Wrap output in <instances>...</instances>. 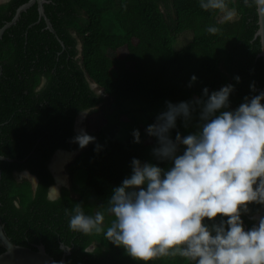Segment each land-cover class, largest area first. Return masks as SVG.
I'll return each mask as SVG.
<instances>
[{
  "label": "trees",
  "instance_id": "16d2710c",
  "mask_svg": "<svg viewBox=\"0 0 264 264\" xmlns=\"http://www.w3.org/2000/svg\"><path fill=\"white\" fill-rule=\"evenodd\" d=\"M27 1L0 3V29ZM227 3L221 12L201 8L199 0H49L44 8L55 32L39 18L37 3L4 31L0 217L13 243L33 249L43 244L56 261L64 255L62 246H68L65 264H143L103 233L71 231L65 209L81 203L88 213L104 210L101 205L112 188L131 173L132 158H151L154 138L145 135V128L166 101H187L200 96L205 86L211 91L233 83L230 103L235 108L245 96L256 94L250 89L253 82L262 91L257 8L244 0ZM228 11L230 20L225 18ZM210 26L218 30L209 33ZM184 34L190 38L178 47ZM193 74L198 79L189 87ZM85 108L92 109L87 132L102 145L99 152L94 143L81 149L72 141ZM137 128L142 143L133 142ZM178 130L187 134L191 129L178 122ZM58 149L77 154L67 167L70 187L50 199L55 181L49 163ZM23 171L38 178L35 189L30 179L20 178ZM105 216L107 226L112 217L106 211ZM243 219L246 227L252 226L249 215ZM4 251L0 241V254ZM150 264L186 261L162 257Z\"/></svg>",
  "mask_w": 264,
  "mask_h": 264
},
{
  "label": "clouds",
  "instance_id": "9594fccd",
  "mask_svg": "<svg viewBox=\"0 0 264 264\" xmlns=\"http://www.w3.org/2000/svg\"><path fill=\"white\" fill-rule=\"evenodd\" d=\"M244 3L264 9V0ZM199 5L221 12L228 8L227 0H199ZM225 18L230 20L232 12ZM197 79L193 74L188 86ZM234 79L239 83L241 77ZM250 89L256 94L235 108L230 103L233 83L211 91L205 86L187 101H166L145 128V135L154 138L151 158H132L131 173L112 188L104 210L88 213L81 203L65 209L69 229L103 233L143 264L177 256L186 264H264V91H257L254 82ZM91 110L82 109L81 116ZM178 122L191 130L182 133ZM132 136L134 143H142L140 129H133ZM72 141L81 149L90 143L94 151L102 149L84 129ZM61 151L72 152L58 149L55 155ZM54 186L50 190L59 197ZM105 211L112 217L107 226ZM244 215L253 219L251 227ZM84 251L94 253L90 246Z\"/></svg>",
  "mask_w": 264,
  "mask_h": 264
},
{
  "label": "water",
  "instance_id": "95a60500",
  "mask_svg": "<svg viewBox=\"0 0 264 264\" xmlns=\"http://www.w3.org/2000/svg\"><path fill=\"white\" fill-rule=\"evenodd\" d=\"M49 0H28L27 2L20 5L13 17V19L6 23L1 29H0V38L2 37L4 31L11 25L15 24L17 20L19 19L21 13L25 10H27L30 6L37 3L38 10H39V18L44 17L47 22V27L52 31L55 32V29L53 28L50 20L47 18L45 13L44 4L48 2ZM258 12V30L255 34L256 37L260 38L261 43V52L260 56L263 59L264 62V9L257 10ZM93 87H97L96 83H92ZM264 91V87L261 89ZM79 118H82L80 115ZM76 131L80 132L78 128H76ZM67 155H70L74 152H66ZM0 159H5L4 157L0 156ZM9 160L8 158H6ZM22 175L27 176L29 179L32 180L33 188H36V185L38 183V179L32 175L29 171H23ZM0 178H1V170H0ZM57 188V187H56ZM0 241L3 244L5 251L0 254V264H55L56 261L47 251L43 244L37 245L36 249L15 244L11 241L10 237L7 235L4 223L1 220L0 217ZM64 249V255L61 258L59 262H63L65 264L66 255L70 253V249L68 246H62Z\"/></svg>",
  "mask_w": 264,
  "mask_h": 264
},
{
  "label": "rangeland",
  "instance_id": "374dc122",
  "mask_svg": "<svg viewBox=\"0 0 264 264\" xmlns=\"http://www.w3.org/2000/svg\"><path fill=\"white\" fill-rule=\"evenodd\" d=\"M189 38H190V35H188V34H184V35H181L180 37H179V46L178 47H180L185 41H187V40H189ZM107 104V106L108 107H110V105H111V102L109 101L108 103H106ZM87 118H88V116H86V117H82V118H78V121H77V123H76V128H78L79 130H81V129H84V130H86L87 131V127H88V122H87ZM94 119V118H93ZM102 120V117H100V116H98V119H97V121L98 120ZM95 120V119H94ZM77 154V151L76 152H74V153H72V154H70V155H68V157H66V159H64L62 162L60 161V160H58V168L60 167V168H62V169H64V171H63V173H62V175H63V177L61 178L60 177V179L57 177V184H59V183H66V184H69V175H68V173H67V171L65 172V169H66V165L68 164V162H70L72 159H73V157L75 156ZM53 164L55 165V157L53 158ZM63 163H65L64 165H63ZM55 169H57V168H55ZM68 175V176H67ZM20 176V178H23V177H25L24 175H22V174H20L19 175ZM54 186V185H53ZM55 187H57L56 185H55Z\"/></svg>",
  "mask_w": 264,
  "mask_h": 264
},
{
  "label": "flooded vegetation",
  "instance_id": "af4514ba",
  "mask_svg": "<svg viewBox=\"0 0 264 264\" xmlns=\"http://www.w3.org/2000/svg\"><path fill=\"white\" fill-rule=\"evenodd\" d=\"M7 0H0V3H3V2H6ZM62 152V151H61ZM67 154V153H66ZM55 157V160H57V159H59L60 158V152L59 153H57L56 155H54L53 157H52V159H51V161H50V163H49V169L51 170V172H52V174H53V177H54V185H56L57 186V189L59 190V194H61L62 193V187H70V179H69V184H66V183H59V184H57V177H56V174L57 175H59L61 178L63 177V175H62V173H63V171H64V169H62V168H58V169H55L56 167H54V169L52 168V165H54L53 164V158ZM72 161V160H71ZM70 161V162H71ZM70 162H68V165H69V163ZM63 165H64V163H63ZM68 165H67V167H68ZM66 167V169H65V172L67 171L68 172V168ZM54 170H55V172H54ZM68 175H69V173H68ZM67 175V176H68ZM69 178V177H68ZM38 179V178H37ZM31 182H32V180H31ZM55 187V186H54ZM71 195L72 196H75V194L72 192L71 193ZM48 196H49V198H50V196L51 197H53V198H50V199H55V198H58L57 197V194H56V192H54V191H51L50 189H49V192H48Z\"/></svg>",
  "mask_w": 264,
  "mask_h": 264
},
{
  "label": "bare ground",
  "instance_id": "6f19581e",
  "mask_svg": "<svg viewBox=\"0 0 264 264\" xmlns=\"http://www.w3.org/2000/svg\"><path fill=\"white\" fill-rule=\"evenodd\" d=\"M66 157H68V155L66 153L60 152V158L55 161V167L57 169H58V167H57L58 166V160H60L62 162Z\"/></svg>",
  "mask_w": 264,
  "mask_h": 264
}]
</instances>
